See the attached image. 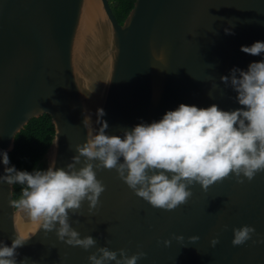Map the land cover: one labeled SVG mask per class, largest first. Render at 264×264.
Wrapping results in <instances>:
<instances>
[{
	"label": "water",
	"instance_id": "water-1",
	"mask_svg": "<svg viewBox=\"0 0 264 264\" xmlns=\"http://www.w3.org/2000/svg\"><path fill=\"white\" fill-rule=\"evenodd\" d=\"M257 41L264 42V0H136L123 23L110 0H0V153L9 157L16 135L45 113L55 126L47 168L67 170L75 146L87 142L85 118L101 127L98 109L106 134L121 137L180 104L236 110L237 93L221 77L264 60V53L241 51ZM6 167L0 156V176ZM97 179L105 191L93 212L87 200L79 214L69 211L71 227L81 238L91 235L95 247L46 234L11 206L15 188L7 182H0V244L27 239L16 249L17 264H90L99 247L145 252L137 264H264V243H253L264 239V171L243 184L230 174L207 191L194 183L174 210L153 208L114 169L97 171ZM245 225L256 234L233 246V229Z\"/></svg>",
	"mask_w": 264,
	"mask_h": 264
},
{
	"label": "clouds",
	"instance_id": "clouds-1",
	"mask_svg": "<svg viewBox=\"0 0 264 264\" xmlns=\"http://www.w3.org/2000/svg\"><path fill=\"white\" fill-rule=\"evenodd\" d=\"M225 31L231 34L229 29ZM241 51L260 55L264 53V42L241 46ZM221 81L225 85L230 83L242 107L224 111L215 104L207 108L180 104L158 122L123 130L122 137L106 134L108 124L99 120L105 113L98 109L101 127L94 130L90 118H85L87 142L75 146L78 155L72 157L67 170L55 168L54 164L47 170L32 172L18 171L14 166L5 168L7 174L0 176V182L23 186L20 198L11 200V206L26 212L46 234L55 231L59 241L88 250L97 241L91 235L80 237L69 223V211L79 214L84 200L89 203L90 214L97 207L105 191L104 184L97 179L99 170L114 169L136 196L163 210H174L187 203L192 196L189 186L194 183L207 191L230 174L235 175L237 183L243 184L245 178L251 181L264 171V60L250 63L247 71L233 68L230 77L222 76ZM0 156L2 163L9 165L8 154ZM81 157L85 158L83 166L77 169ZM254 234L256 230L251 226L234 228L233 246L243 245ZM175 239L182 241L184 237ZM198 239L189 237L192 242ZM26 240L17 236L11 246L0 244V264H17L16 249ZM170 243L164 241L165 246ZM210 243L215 247L219 240L213 238ZM253 243H264V239ZM145 256L143 251L128 256L126 249L117 252L99 247L88 260L90 264H137ZM20 264H28V258Z\"/></svg>",
	"mask_w": 264,
	"mask_h": 264
},
{
	"label": "trees",
	"instance_id": "trees-1",
	"mask_svg": "<svg viewBox=\"0 0 264 264\" xmlns=\"http://www.w3.org/2000/svg\"><path fill=\"white\" fill-rule=\"evenodd\" d=\"M135 2L136 0H110L112 10L120 23L125 21ZM54 136L55 126L49 113L32 118L16 135L15 147L9 154V167L14 166L18 171L28 172L45 170L47 168L45 155L52 145ZM22 187L14 184V200L20 198Z\"/></svg>",
	"mask_w": 264,
	"mask_h": 264
},
{
	"label": "rangeland",
	"instance_id": "rangeland-1",
	"mask_svg": "<svg viewBox=\"0 0 264 264\" xmlns=\"http://www.w3.org/2000/svg\"><path fill=\"white\" fill-rule=\"evenodd\" d=\"M46 161H47V159H46Z\"/></svg>",
	"mask_w": 264,
	"mask_h": 264
}]
</instances>
